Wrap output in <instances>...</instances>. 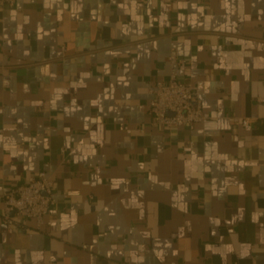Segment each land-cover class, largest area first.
<instances>
[{
	"label": "crops",
	"instance_id": "0c3cea01",
	"mask_svg": "<svg viewBox=\"0 0 264 264\" xmlns=\"http://www.w3.org/2000/svg\"><path fill=\"white\" fill-rule=\"evenodd\" d=\"M172 48L209 117L158 129ZM41 170L52 223L0 199V264H264V0L0 7V196Z\"/></svg>",
	"mask_w": 264,
	"mask_h": 264
},
{
	"label": "built area",
	"instance_id": "2783aa9c",
	"mask_svg": "<svg viewBox=\"0 0 264 264\" xmlns=\"http://www.w3.org/2000/svg\"><path fill=\"white\" fill-rule=\"evenodd\" d=\"M16 0H0V7L14 6ZM172 67L170 79L157 81L151 89L149 102L151 124L158 129H171L178 126L193 127L209 117L199 99V90L193 83L178 79L176 67L185 63L175 48L169 53ZM244 129L251 130L254 120L251 117H234ZM54 180L45 170L30 176L24 183L4 189L0 199L4 205L3 223L11 231L28 229L26 221L34 219L38 228L49 226Z\"/></svg>",
	"mask_w": 264,
	"mask_h": 264
}]
</instances>
